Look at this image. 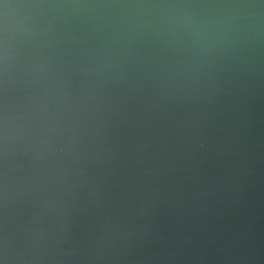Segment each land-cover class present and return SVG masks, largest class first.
I'll return each mask as SVG.
<instances>
[{
    "label": "clouds",
    "instance_id": "obj_1",
    "mask_svg": "<svg viewBox=\"0 0 264 264\" xmlns=\"http://www.w3.org/2000/svg\"><path fill=\"white\" fill-rule=\"evenodd\" d=\"M0 264H264V0H0Z\"/></svg>",
    "mask_w": 264,
    "mask_h": 264
}]
</instances>
